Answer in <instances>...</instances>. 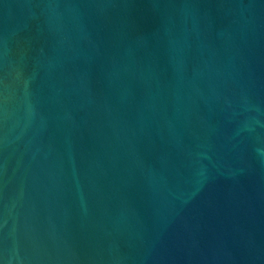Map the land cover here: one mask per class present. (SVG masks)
<instances>
[{"label": "water", "instance_id": "water-1", "mask_svg": "<svg viewBox=\"0 0 264 264\" xmlns=\"http://www.w3.org/2000/svg\"><path fill=\"white\" fill-rule=\"evenodd\" d=\"M0 264H264V0H0Z\"/></svg>", "mask_w": 264, "mask_h": 264}]
</instances>
